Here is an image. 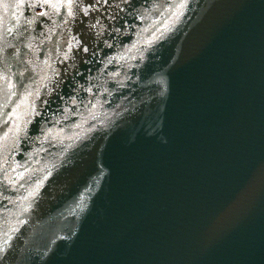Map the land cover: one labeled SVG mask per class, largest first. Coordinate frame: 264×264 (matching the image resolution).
<instances>
[{"label": "water", "instance_id": "obj_1", "mask_svg": "<svg viewBox=\"0 0 264 264\" xmlns=\"http://www.w3.org/2000/svg\"><path fill=\"white\" fill-rule=\"evenodd\" d=\"M0 264H264V0H0Z\"/></svg>", "mask_w": 264, "mask_h": 264}]
</instances>
